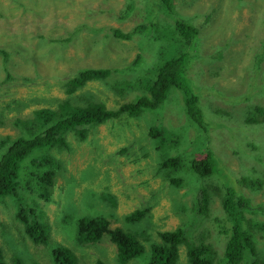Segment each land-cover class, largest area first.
Wrapping results in <instances>:
<instances>
[{"label": "rangeland", "instance_id": "obj_1", "mask_svg": "<svg viewBox=\"0 0 264 264\" xmlns=\"http://www.w3.org/2000/svg\"><path fill=\"white\" fill-rule=\"evenodd\" d=\"M172 4L174 12L168 13L160 0H0V49L6 54H0V139L32 138L22 122L33 119L34 110L58 109L66 101L83 105V100L88 101L87 92L94 94L91 101L97 99L108 109L134 101L142 93L130 81L140 82L143 75L154 73L149 68L156 62L164 63L186 50L179 43L182 28L177 21L182 17L193 18V23L204 28L189 55L193 60L187 75L210 123L207 132L187 129V138L181 140L180 129L183 133L191 123L181 92L175 90L168 97V106L166 102L162 108L144 110L133 118L124 115L92 129L86 127L84 140L79 133H68L70 149L35 150L21 164L17 194L0 199L5 201L0 205V246L8 264H15V257L21 264H52L45 259L46 246L35 244L26 235L16 214L20 208L40 213L36 177L51 167L42 160L53 154L68 168L66 176L76 174L81 182L74 187L67 177L56 175L54 199L47 204L49 218L55 221L64 197L61 230H53L50 236L69 246L78 264H122L108 236L89 245L78 246L73 241L78 218L102 212L112 229L122 226L147 236L139 237L146 251L136 264H147L150 244L160 241L161 232L178 228L186 232L188 240L180 246L178 264H189L191 245L200 247L202 256L206 253L203 247H209L213 263L226 264L223 230L229 227V216L223 203L231 191L250 200L248 225L264 259V122H255L253 110V106L264 107V86L249 79L263 74L264 80V0H172ZM138 24L143 25L142 34L130 40L111 34L116 28L130 32ZM139 56L141 63L134 65ZM86 68H110L113 74L67 93L65 83ZM125 80L129 90L124 96L115 93L117 87L109 90L118 84L122 88ZM248 117L253 118L252 123H247ZM153 122L171 127L168 137L174 134L164 149L154 148L150 141ZM35 129L34 134H39ZM208 149L217 156L213 157L216 169L213 176L200 179L188 163L192 158H204ZM163 151L181 156L183 163L174 169L162 167ZM3 153L0 148V161ZM92 187L104 196L108 192L112 200L97 204ZM77 189L81 190L79 202L74 200ZM204 205L210 210L202 219L192 206ZM145 207L151 208L147 216L136 225L129 224L125 217ZM258 259L262 261L259 253ZM250 263L247 258L242 264Z\"/></svg>", "mask_w": 264, "mask_h": 264}, {"label": "trees", "instance_id": "obj_2", "mask_svg": "<svg viewBox=\"0 0 264 264\" xmlns=\"http://www.w3.org/2000/svg\"><path fill=\"white\" fill-rule=\"evenodd\" d=\"M161 2L163 3L164 11L171 13L173 9L174 12L172 0H161ZM199 15L200 14H197V16ZM177 23L182 28V35H179V43L184 49H186V51L177 56L171 57L164 63L159 64V62H156L153 67L149 68L153 69L154 73L151 72L150 75H143L140 82L131 83L132 81H130V84L137 85L138 88L136 89L140 90L142 93V95L139 94L141 96L137 95L134 101L123 102L116 109H108L105 103L97 102V99L91 101L90 97L94 96V94L92 92H87L84 96L88 101L82 99L86 102L83 105H72L70 102L66 101L61 103L58 109L42 108L34 110L33 119L27 118L30 121L22 122L23 125H26L25 127L28 134H33L32 138L26 139L24 137H19L13 140L9 137L6 139L1 138L0 148L4 149V153L2 154L0 161V199H3L8 195L13 196L17 194L21 164L35 150L39 148H54L55 146H58L57 148H59L60 151L63 148L70 149L71 147L67 141L68 133H79L81 139L84 140L87 138L84 131L86 127L92 129L98 127L100 124H105L110 120H120L124 115L133 118L144 110H156L162 108L166 102L169 101L168 97L175 90L181 92L183 105H186L185 112L191 123L190 127L184 128L183 133L182 129H180V133L178 132L181 140L187 138V131L191 130V127L194 130L198 128L207 132L209 121L202 111L201 98L199 93H196L192 79L187 75V69L193 60V57H190L189 55L194 47L197 37L203 35L204 28L193 23V18L186 19L182 17L178 19ZM142 27V24H138L130 32H123L119 28L111 29V34L114 38L130 40L133 35L142 34L140 31ZM3 51L4 50L0 49V54H4ZM141 58L142 56H139L134 62V65L141 63ZM112 74L113 70L110 68L82 69L71 79V81H68L65 84L66 91L67 93L72 94L88 82L94 80L105 81L109 79ZM133 78H136V73ZM249 79L256 85L260 82L261 85L264 86V80L262 82L263 74H261L258 79H254L250 75ZM119 86L120 84L109 90L112 91V89L117 87L115 93L124 96L129 90L128 81L125 80L122 88H119ZM134 88L135 87L133 86L130 91ZM168 103L169 102H167V106ZM253 110L255 111V122L263 123L264 107L253 106ZM259 114L261 116L260 120ZM252 119V117H248L246 119L247 123H252ZM122 122H124V120ZM15 123L17 124L18 121ZM36 127L40 130L39 134H34L37 131V129H35ZM170 128L162 127L160 123H152L148 135L151 136L150 141L153 143L152 145L154 148L160 147L164 149L168 145L171 141L170 139H172V136L174 135L168 137ZM197 136L198 141L203 139L200 134ZM172 144L173 143L169 145ZM201 149H195V152L200 151ZM193 153L194 151L190 154ZM162 155L165 157L163 160L165 166L162 167L166 169H174L179 162L183 163V158L181 156H169L166 151H163ZM185 157L187 158L188 156L185 155ZM213 157L217 158V156L208 149L204 158L197 160L192 158L188 165L190 166L193 175L201 179L206 175L213 173L216 169ZM42 164H49L51 167L43 175L36 177L39 181L37 185L40 187L39 200L42 204L41 211L40 213H35L34 211L28 212L24 208H20L16 214V218L23 225L26 235L33 240L35 244L46 246L45 252L48 257H45V259L52 262V264H78L75 252L69 246L58 240H54L53 237L50 236V233L53 230H61L59 214L65 203L64 197L63 204L59 199L54 200L56 204H62L55 213V221H52L49 218L47 204L53 202L54 199L52 188L55 186L54 177L56 175L62 174L64 177H67V182L69 184L74 183V187L80 186L81 182L77 180L76 174L66 176L68 168L65 163H62L61 160L55 158L54 154L51 158L43 159ZM219 164L220 163H218L217 167ZM80 176L81 179L85 180L82 177V174H80ZM24 177L26 178V174H24ZM255 183L258 185L257 181ZM255 183H251L250 185ZM67 188L68 187L65 189ZM92 189L94 190V196L97 198V204L102 200L104 201V199L112 200L108 192H105L104 196V193L97 192L93 187ZM74 193V200L79 202L81 190L79 192L77 189ZM4 203L5 201H0V205ZM180 204L179 201L178 207ZM223 204L229 216L228 218H230L228 219L229 227L223 230V234H226L229 237L224 254L226 264H242L244 259L247 258L251 259L250 264H264L261 249L258 248L257 250L258 245L256 247L254 231L251 226L248 225L244 216V210L251 208V205H249L250 200L247 198L245 199L244 197L240 198L235 192L231 191L226 195ZM192 207L202 219L209 214V207ZM149 209L151 208L145 207L138 209L128 214L125 219L129 224L136 225L147 216ZM104 236H108L116 245L117 259L122 264H136L135 260L140 259L146 251L144 244L139 239L140 236H144L147 239V236H145L143 232L140 234L133 233L125 230L122 226L112 229L109 219L103 212L101 214H87V216L78 218L76 236L75 239H73L76 244H94L99 242ZM159 236V242H151L150 244L151 255L147 264H178L180 259V246L188 243L186 232L182 231V229H176L174 231L161 232ZM257 242L259 243L258 240ZM50 243L52 246H50ZM200 250V247H194L193 245L188 247L187 254L190 258L189 264H214L212 256L213 251H211L209 247H203V250H206V253L202 256ZM258 253L262 261L258 259ZM4 257L3 249L0 246V264H8ZM14 260L15 264H21L18 257H15ZM98 264L105 263L100 261Z\"/></svg>", "mask_w": 264, "mask_h": 264}, {"label": "clouds", "instance_id": "obj_3", "mask_svg": "<svg viewBox=\"0 0 264 264\" xmlns=\"http://www.w3.org/2000/svg\"><path fill=\"white\" fill-rule=\"evenodd\" d=\"M161 1V0H160ZM162 3V2H161ZM162 5H163V3H162ZM28 121H30V120H28ZM24 122V121H23ZM22 126H23V124H22ZM24 126H26V125H24ZM238 196V195H237ZM200 204V203H199ZM224 205V204H223ZM205 206V205H204ZM204 206H197V207H199V208H201V207H204ZM224 210H225V208H224ZM246 211L247 210H244V216H245V218H246V220H247V222H250L249 221V219L247 218V216H246ZM93 213H95V212H93ZM230 219V218H229ZM252 228V227H251ZM113 229H115V228H113ZM178 229H181V228H178ZM225 236H226V246H227V242H228V240H229V237L226 235V234H224ZM105 237V236H104ZM103 237V238H104ZM102 238V239H103ZM101 239V240H102ZM98 243V242H97ZM95 244V243H94ZM78 246H80L79 244H77ZM84 245H89V244H84ZM226 246H225V248H226ZM226 251V250H225ZM77 256V255H76Z\"/></svg>", "mask_w": 264, "mask_h": 264}, {"label": "bare ground", "instance_id": "obj_4", "mask_svg": "<svg viewBox=\"0 0 264 264\" xmlns=\"http://www.w3.org/2000/svg\"><path fill=\"white\" fill-rule=\"evenodd\" d=\"M183 37V36H182ZM185 47V46H184ZM186 51V50H185ZM4 54H5V52H4ZM6 55V54H5ZM87 69H94V68H87ZM72 79V78H71ZM71 79H69L70 81H71ZM95 81V80H94ZM67 83V82H66ZM65 83V84H66ZM65 88H66V86H65ZM47 108V107H46ZM198 143V142H197ZM163 166H165L164 165V162H163ZM211 176H213L212 174H209V175H206L205 177H211ZM177 202L179 203V200L177 199ZM186 227H187V225H186Z\"/></svg>", "mask_w": 264, "mask_h": 264}]
</instances>
